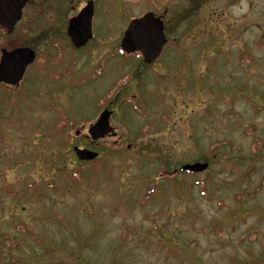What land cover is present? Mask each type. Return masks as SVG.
<instances>
[{"label":"rangeland","instance_id":"rangeland-1","mask_svg":"<svg viewBox=\"0 0 264 264\" xmlns=\"http://www.w3.org/2000/svg\"><path fill=\"white\" fill-rule=\"evenodd\" d=\"M88 1L93 37L74 50L67 21ZM22 11L0 32V50L36 55L0 85V264H264V0ZM149 12L167 44L144 65L118 47ZM105 108L116 136L93 142ZM195 163L208 167L179 171Z\"/></svg>","mask_w":264,"mask_h":264},{"label":"water","instance_id":"water-1","mask_svg":"<svg viewBox=\"0 0 264 264\" xmlns=\"http://www.w3.org/2000/svg\"><path fill=\"white\" fill-rule=\"evenodd\" d=\"M27 3L28 0H0V30L5 35L13 34L22 19V10ZM93 14V2L88 1L77 15L67 21L66 36L74 50L85 47L93 37L91 28ZM165 44L167 39L164 35L163 22L149 12L129 21L118 48L126 55L139 54L146 65H151L160 58ZM35 57V52L26 47L11 51L1 49L0 84L9 87L18 86ZM111 114L107 109L102 110L95 123L89 127L87 132L93 142L115 136L109 121ZM73 152L80 162L93 161L98 157L96 152L85 148L74 147ZM207 167L206 163L187 164L181 167L180 172L201 173Z\"/></svg>","mask_w":264,"mask_h":264},{"label":"trees","instance_id":"trees-1","mask_svg":"<svg viewBox=\"0 0 264 264\" xmlns=\"http://www.w3.org/2000/svg\"><path fill=\"white\" fill-rule=\"evenodd\" d=\"M123 55V54H122ZM138 56V55H137ZM140 58V57H139ZM5 88H6V86H5ZM6 89H8V90H13L14 88H6Z\"/></svg>","mask_w":264,"mask_h":264},{"label":"flooded vegetation","instance_id":"flooded-vegetation-1","mask_svg":"<svg viewBox=\"0 0 264 264\" xmlns=\"http://www.w3.org/2000/svg\"><path fill=\"white\" fill-rule=\"evenodd\" d=\"M20 85V84H19ZM106 109V108H105ZM112 115V114H111ZM111 118V117H110ZM116 136V135H115Z\"/></svg>","mask_w":264,"mask_h":264}]
</instances>
